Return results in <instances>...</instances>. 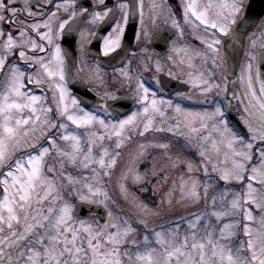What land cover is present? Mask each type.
Returning <instances> with one entry per match:
<instances>
[{
	"label": "snow or ice",
	"instance_id": "1",
	"mask_svg": "<svg viewBox=\"0 0 264 264\" xmlns=\"http://www.w3.org/2000/svg\"><path fill=\"white\" fill-rule=\"evenodd\" d=\"M145 7L144 0H116L115 4L95 0L89 6L77 0H0V264H264V29L258 37L247 33L251 39L246 62L239 64L244 34L237 29L226 43L221 37L236 24L244 0H181L183 22L170 0L167 4L152 0L147 14ZM146 16L152 25L161 17L164 23L170 21L178 38L184 37V25L204 33L198 37L202 50L194 53L201 60L200 70L189 72L186 81L200 99L199 108L183 104V98L191 100L192 95L178 92L182 99L166 98L142 76L136 78L134 89L138 110L115 119L107 104L101 106L102 112L84 107L68 88L74 78L67 75L68 52L60 40L78 33L83 52L87 37L97 33L86 32L81 23L104 22L110 28L98 38L100 52L108 56L123 47L128 24L138 19L144 26ZM140 36L138 29L136 38ZM143 37L150 38L146 26ZM156 37L168 40L159 33L152 39ZM257 40L258 52L253 51ZM237 42L241 49L235 47ZM183 51L187 53V48ZM168 59L176 63L172 56ZM187 59L192 68V58ZM92 63L99 74V60ZM155 68L163 70L159 60ZM114 71L131 82L126 68ZM168 74L174 75L172 69ZM237 81L240 89H231L229 85ZM32 85L39 86V94ZM97 94L101 99L115 98L109 91ZM233 100L242 109L247 135L229 127L224 116V105L231 106ZM150 131L182 136L192 147L198 143L199 167L207 179L182 173L179 184L173 180L168 189L166 202L172 205L175 199L188 206L203 199L204 208L150 230L148 220L140 218L144 234L139 240L134 235L139 229L112 210L102 222L79 217L76 206L62 195L64 190L81 201L105 203L110 197L102 177L111 175L121 154L118 150L133 134L143 137ZM205 142L211 144L215 161ZM156 146L167 154V142ZM169 161L172 168L183 163L187 173L198 170L191 159L180 155L169 156ZM66 165L88 171L74 176ZM160 170L164 175L158 176V183H167L163 165ZM219 181L224 182L219 195L210 197L209 190ZM232 182L240 187H229ZM218 200L223 205L219 209ZM142 211L145 217L159 214L151 213L147 205ZM211 217L217 222L224 217L240 219L216 228L210 227ZM181 225L186 227L181 230Z\"/></svg>",
	"mask_w": 264,
	"mask_h": 264
},
{
	"label": "flooded vegetation",
	"instance_id": "2",
	"mask_svg": "<svg viewBox=\"0 0 264 264\" xmlns=\"http://www.w3.org/2000/svg\"><path fill=\"white\" fill-rule=\"evenodd\" d=\"M32 2L35 3L36 0H32ZM77 2L83 6H89L90 4L95 3V0H77ZM107 2L115 4L116 0H107ZM151 2L152 0H144L146 14L148 12L147 6ZM156 2H161V0H156ZM168 2L169 0H164L165 4ZM170 2L173 5L174 10L181 12V22H183L182 9H179L178 7L181 4V0H170ZM244 2L245 8L241 13L240 18L236 21V24L232 25L230 32L221 37L222 42L226 43L230 40L232 32L235 31L238 22L244 16L246 7L249 5L250 0H245ZM91 10L92 9L89 8V11ZM144 26L147 27L150 33V38L148 40H145L143 37ZM144 26L140 24L138 19L135 22H130L126 27L122 40L123 47L117 49L113 53H110L108 56H104L100 52L101 41L98 36L101 33H106L110 28V24L99 22L97 25L93 26L87 22L81 23L80 27L86 32L93 31L97 33V37H87V41L89 42L83 43V52L81 51L80 45L77 43V40L79 39L78 33L66 34L60 40V43L68 52L67 61L69 67L67 69V75L74 78L68 84L71 94L76 95V91H87V93H85L86 95H84V102L80 100L83 106L86 104L92 106L90 110L102 112V105L107 104L111 106L122 96L130 94L135 104L134 110H138L140 105L135 99L134 89L136 86V78L142 76L153 88L157 90L158 94L163 95L166 98H171L174 101L182 99L176 95L178 92L185 93V97L192 95L191 100L183 98V104L185 106L199 108L201 103L200 99L198 95H193L191 86L186 81L188 79L189 72L195 74V72L200 70L201 60L199 57H196L194 53L202 50L203 46L201 45L198 37L204 35V33L194 30L189 25H184V37L178 38L176 36V29L172 27L171 22L169 21L168 23H164L163 17H161L156 25H152L151 22L147 20L146 16ZM138 29L141 31L140 39L136 38V32ZM262 29H264V16L256 25L255 29L250 33H254L258 37ZM156 33H159L160 36H167V42L159 37L152 39V36ZM250 39L251 36L248 35L245 41L244 52L240 64L246 62L245 53L249 50ZM259 44L260 41L257 40V47L253 49V51H259ZM175 47H180L182 50L177 53L173 50ZM142 48H148L149 51L141 52L140 50ZM184 48H187V53L183 51ZM169 56L173 57V60L176 61L175 64L168 59ZM187 57L192 58V68L188 67ZM97 59L100 62L99 67L101 69L99 74L95 72L96 65L92 63L93 60ZM157 60L160 61L163 68L160 72H156L155 62ZM181 60L184 61L183 64L180 63ZM72 64H75V67H71ZM145 64H147V69H145ZM114 68H126L132 77L131 82H126L125 77L121 75V73L114 71ZM77 69H80V71H77ZM169 69H172L174 75L170 76L168 74ZM153 77H155V79H153ZM157 80L160 81L159 85H157ZM31 87L35 91L40 92L39 86L32 85ZM229 87L234 90L240 89L238 81L234 85H229ZM104 91H116L114 95L115 98L106 97L101 99V96L97 93L99 92L102 94ZM128 91L133 92L130 93ZM48 97H51L50 92L48 93ZM219 99H223V97H219ZM49 100H51V98H49ZM224 107L226 109V111H224V116L227 121H229L228 115L230 110H233L240 118L241 112L237 110L239 106L235 100H233L231 106L225 104ZM111 117L115 118L112 113ZM183 149L185 148H182V150ZM93 216L94 215H91V217Z\"/></svg>",
	"mask_w": 264,
	"mask_h": 264
},
{
	"label": "rangeland",
	"instance_id": "3",
	"mask_svg": "<svg viewBox=\"0 0 264 264\" xmlns=\"http://www.w3.org/2000/svg\"><path fill=\"white\" fill-rule=\"evenodd\" d=\"M239 18L240 16L237 17V20ZM128 92L132 93L133 91ZM111 93L115 95L116 91H111ZM237 110L242 112L240 107H238ZM151 132L158 131L147 132L143 137L133 134L130 140H125L121 148L118 150L121 154L116 158V164L110 169L111 175L102 177V180L104 181L103 187L107 190L110 199L105 201V203L91 202L93 204L101 205L106 209V220L109 219L107 215L109 210H112L114 215L119 213L122 219H129L133 226L139 229V232L134 234L138 240L141 239L144 234V227L138 222L140 218H145L148 220L150 230L161 225H167L170 222L175 221L180 216L187 217L191 213L200 211L204 208L203 199H201V201L197 204L188 206H182L181 204L176 203L175 199H173L172 205H169L166 202V193L168 192V189L172 186L173 180L176 181L177 185L179 184L180 175L182 173L185 175V177L188 175H193L198 179H201V181L207 179L204 176L203 169L199 167L200 157L196 154L199 147L198 143L194 142L197 143L196 147L189 146L187 154L188 159L193 161L194 166H196L198 170L194 171L193 173H187L185 165L182 166V163H178L175 168L170 166L171 162L169 161V156L174 159L177 155H179L175 153L174 150H172V147L175 146L177 141L175 140L177 139L176 136L173 135L172 139L168 142L169 149L167 150V154H165V150L157 147L156 145L160 142H166V138L162 139V135H155ZM165 132L158 133L162 134ZM80 133L83 134V129H80ZM166 133L171 134L168 132ZM213 135L215 139L219 140L218 135L215 133ZM178 142L184 144L186 141L185 138L181 136L178 137ZM110 143L111 142L109 141H105V144ZM140 145L144 146L142 150ZM204 148L208 150L212 160L215 161L217 156L215 152L212 151L211 144L205 142ZM182 158L185 159L186 157ZM219 158L223 159V156L221 155ZM162 165L167 171L169 177L167 183H158V176L164 175V171L160 170ZM65 170L71 172L74 176L81 175L88 171L70 165H66ZM214 175V173L210 172V176ZM121 185H123V191L121 190ZM223 186L224 185L222 181H219L218 184H213V187L209 190L210 197L211 195H219ZM232 187L238 189L240 187V183L232 182ZM201 193L203 194L202 185ZM62 195L65 199L70 200L74 205L76 202L81 201L78 199L75 193L69 195L67 189L64 190ZM176 195H178V193L174 194V196ZM144 205H147V208L151 213L159 211V214H150L145 217L144 212L142 211V207ZM222 206L223 205H221L218 200L216 207L219 209ZM210 210L211 209L209 208V211ZM255 214H259L258 210H256ZM232 219H240V217H224L219 222L216 221L215 217H211L210 227L218 228L220 225H222V223ZM85 220L89 222L97 221L93 217H88ZM201 223H203V221ZM185 227L186 225H181V230H183ZM254 227H258V225H254Z\"/></svg>",
	"mask_w": 264,
	"mask_h": 264
},
{
	"label": "water",
	"instance_id": "4",
	"mask_svg": "<svg viewBox=\"0 0 264 264\" xmlns=\"http://www.w3.org/2000/svg\"><path fill=\"white\" fill-rule=\"evenodd\" d=\"M263 15H264V0H251L243 19L239 22V24L236 28V30L239 29V31L242 34H244L242 36V39H243L242 49H241L240 43L237 42L235 44L236 48L241 49L240 55L238 57L239 63H240V59H241V56L243 53L244 42H245V38L247 36V33H249L250 31H252L255 28V26L258 24L259 20L261 19V17ZM253 20H255V23H253ZM236 72H238V67L236 68ZM79 92H80L79 96L82 99H84V95H86L85 92L84 91H79ZM129 97L130 96L126 95L119 100V104H118V102L115 103L111 107L113 109V111H118L119 113H120V111H122V112L127 111L131 105V99H129ZM232 115L234 116L233 113H232ZM75 206H76V209H75L76 214L81 218H85L88 214H96L101 222L103 220H105V211L102 207L93 206L91 204L83 203V202H78Z\"/></svg>",
	"mask_w": 264,
	"mask_h": 264
}]
</instances>
